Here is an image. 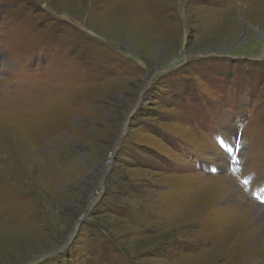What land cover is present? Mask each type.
Instances as JSON below:
<instances>
[{
    "label": "rangeland",
    "instance_id": "1",
    "mask_svg": "<svg viewBox=\"0 0 264 264\" xmlns=\"http://www.w3.org/2000/svg\"><path fill=\"white\" fill-rule=\"evenodd\" d=\"M263 190L264 0H0V264H264Z\"/></svg>",
    "mask_w": 264,
    "mask_h": 264
},
{
    "label": "bare ground",
    "instance_id": "2",
    "mask_svg": "<svg viewBox=\"0 0 264 264\" xmlns=\"http://www.w3.org/2000/svg\"><path fill=\"white\" fill-rule=\"evenodd\" d=\"M239 202V201H238ZM252 207L255 208L256 214H257V218L260 220L261 223H264V207H262L261 205H252ZM235 213V212H234ZM191 218V217H190ZM239 218V217H238ZM238 221V220H236ZM235 221V222H236ZM263 221V222H262ZM237 225V224H236ZM260 229V228H259ZM262 233V232H261ZM252 235V234H251Z\"/></svg>",
    "mask_w": 264,
    "mask_h": 264
},
{
    "label": "snow or ice",
    "instance_id": "3",
    "mask_svg": "<svg viewBox=\"0 0 264 264\" xmlns=\"http://www.w3.org/2000/svg\"><path fill=\"white\" fill-rule=\"evenodd\" d=\"M244 183H245V184H247V183H248V181H245ZM257 198L259 199V197H257ZM261 202H264V200H262Z\"/></svg>",
    "mask_w": 264,
    "mask_h": 264
}]
</instances>
